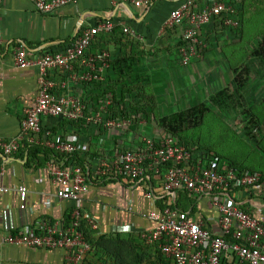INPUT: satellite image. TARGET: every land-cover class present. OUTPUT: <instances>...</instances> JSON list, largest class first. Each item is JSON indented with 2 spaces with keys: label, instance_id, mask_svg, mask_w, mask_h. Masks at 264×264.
Wrapping results in <instances>:
<instances>
[{
  "label": "built area",
  "instance_id": "1",
  "mask_svg": "<svg viewBox=\"0 0 264 264\" xmlns=\"http://www.w3.org/2000/svg\"><path fill=\"white\" fill-rule=\"evenodd\" d=\"M5 1L10 0H0V46L4 45L1 6ZM29 1L39 14L51 15L79 0ZM126 1L145 12L150 11L155 2ZM239 6L238 0H184L170 13L164 27H183L178 52L184 67L200 60L207 51L206 28L213 26L221 33L241 28ZM114 30L113 21L99 22L50 53L36 55L23 44L15 47V67L38 71V95L35 105L24 113L20 135L0 140V150L5 161L19 153L25 143L54 152L56 156L44 167V173L57 188L55 197L71 202L73 207L61 219L42 218L23 223L17 232L5 237L6 242L59 251L64 257L62 264H85L93 251L87 230L99 231L100 223L86 212L84 197L91 189L104 191L109 182L117 181L142 190L155 204L148 215L153 224L150 230L119 224L117 231L139 235L146 244L157 245L169 263L264 264V215L247 211L235 199L237 192L264 198L261 173L242 172L227 166L212 152L170 134L145 137L137 148L119 149L111 156L101 154L90 164L79 155L74 142L53 134L52 125L63 122L82 123L87 128L107 132L126 131L132 125L127 115H111L115 104L112 96L106 95L99 110L88 115L87 101L72 91L73 85L103 81L104 74L111 68L110 57L107 53L91 54L90 51L99 34H112ZM122 31L131 38H139L134 30L123 28ZM57 73L63 76L56 79ZM46 120L51 122L47 129L43 127ZM10 193L25 196L28 189L0 185V194ZM182 193L196 202L205 200L208 208L218 213L217 234L208 229L203 220H195L189 213L173 208Z\"/></svg>",
  "mask_w": 264,
  "mask_h": 264
},
{
  "label": "crops",
  "instance_id": "2",
  "mask_svg": "<svg viewBox=\"0 0 264 264\" xmlns=\"http://www.w3.org/2000/svg\"><path fill=\"white\" fill-rule=\"evenodd\" d=\"M183 1L155 0L151 10L145 12L128 4L126 0H79L77 4L60 8L51 15L39 14L29 0L5 1L1 6L4 45L0 46V140H9L20 135V123L24 113L35 105L38 95V71L36 68L21 70L15 67V47L23 44L29 52L32 51L36 55L50 53L58 45L76 39L84 30L106 20L114 22L115 30L112 34H99L90 52L107 53L111 68L104 74L100 83L72 86L73 93L87 101L88 115L98 111L104 97L109 95L115 102L111 115L124 116L119 110V104L126 101L123 92L126 85H150L158 97L163 95L167 102V98L176 100L189 97L187 102H190L193 97H197L204 86L198 87L203 78L196 79V76L199 75L198 72L203 75L207 65H195L198 63L195 62L184 67L178 52L183 27H164L170 13ZM238 1L242 24L243 10L249 12L255 0ZM123 28L136 31L139 38L124 34ZM222 35L223 33L213 26L204 30V36L214 41L221 39ZM248 68L249 71L253 69ZM60 75L57 73L56 79H59ZM248 80L249 78L247 84ZM133 119L135 122V117ZM49 125L50 121L43 122L45 129ZM52 126L53 134L74 142L79 148V155L90 164L101 154H114H105L111 148L116 151L134 149L142 142L136 134L129 138L119 137V134L126 131L107 132L87 128L82 123L63 122ZM136 132L138 131L134 133ZM187 144L210 151L199 144L189 141ZM24 147L23 145L21 151L8 161H5L0 150V185L16 189L24 186L28 189L25 196L14 193L0 194V264H62L64 257L59 251L12 245L5 240L6 236L17 232L25 222L42 218L61 219L73 207L71 202L55 197L57 188L44 173V167L50 158L45 163L46 155L40 151L37 156L41 159L39 163L42 168L37 167L36 159L33 158L32 164L27 166L29 157L27 152H22ZM221 159L223 163L231 164L228 159ZM241 167L244 168L243 165ZM180 197L181 195L178 196ZM235 199L247 211L257 216L264 215L263 197L237 192ZM84 207L86 212L100 223L99 231L94 233L89 230L94 242L101 236L124 234L117 231L119 224H131L141 231L150 230L153 225L148 215L155 209L154 202L147 199L142 190L130 185H121L117 181L109 182L104 191L91 189L84 197ZM158 207L156 205V208ZM180 210L189 213L195 220H203L213 233L219 232V215L208 208L205 200L191 203L183 197ZM90 257L89 255L87 259L90 260Z\"/></svg>",
  "mask_w": 264,
  "mask_h": 264
},
{
  "label": "rangeland",
  "instance_id": "3",
  "mask_svg": "<svg viewBox=\"0 0 264 264\" xmlns=\"http://www.w3.org/2000/svg\"><path fill=\"white\" fill-rule=\"evenodd\" d=\"M241 25L237 31L224 30L218 41L208 38L209 47L195 64L207 65L203 75L198 72L196 76V79L203 78L198 87L204 86V89L190 102H187L189 97L167 98V102L163 95L158 97L150 85H126L123 89L126 101L119 104V110L131 119L132 125L119 137L129 138L136 134L143 141L145 137L165 136L167 133L161 124L164 118L185 114L195 106L205 104L209 111L204 115L175 125V137L206 147L220 159H228L231 164L227 166L236 163L251 172L264 174V57L254 56L264 41V0H255L247 13L243 10ZM246 67L253 69L244 74L246 84L240 88L235 83L233 70L243 73ZM136 130L143 134L134 133ZM114 151L116 149L111 148L105 154ZM121 235L129 239L127 234ZM140 245V254L150 256L149 264H171L164 260L158 249ZM90 256L85 264H106L107 257L99 254L96 248Z\"/></svg>",
  "mask_w": 264,
  "mask_h": 264
},
{
  "label": "trees",
  "instance_id": "4",
  "mask_svg": "<svg viewBox=\"0 0 264 264\" xmlns=\"http://www.w3.org/2000/svg\"><path fill=\"white\" fill-rule=\"evenodd\" d=\"M254 56L264 57V41H263L262 45L259 47V49L254 52ZM233 72L235 74L236 85L240 88H243V86L246 83V79L244 78V74L249 73V68L246 67L243 70V73H239L238 69H234ZM224 92L221 93L220 96H223ZM208 111H209V108L205 104L195 106L192 110H190L189 112H186L185 114H175V115H172L170 117L164 118L161 121L162 128L164 129V131L167 134L176 136V134L174 133L176 131L175 125H178L180 123V121L181 122L188 121L193 116H199L200 117ZM185 117L187 118V120L185 119ZM180 124H182V123H180ZM180 127L182 128L183 125H180ZM185 143H188V141H185ZM40 151L45 153V155H46V159L44 160L45 163H47L49 161V158L51 159L54 156H56L54 152L47 150L43 147H40L38 145L25 144V147L22 150V152L28 153L29 159H28V161H26L27 166L32 164V158H33V159H36L35 162H36L37 167L39 168V166H40L39 161L41 159L37 155H38V153H40ZM226 164H228V163H226ZM232 164H233V166L232 165H230V166H232L236 169H239L242 172L246 171L248 173H255V172H251L249 170H246L245 168H242L240 165H238L236 163H232ZM262 175L264 176V174H262ZM180 195H181V197L179 199H177V204L175 203L173 208H177L180 210L181 200L183 197L188 201L190 200L191 203L195 202L192 198H190L187 195V193H182ZM87 233H88V238L90 240V243L92 244L93 251L96 248L97 251L99 252V254H103L107 257V259L105 260L106 264H149L150 263V256H145L143 253L140 254V252H141L139 250V248L141 246L140 243H142L147 248H153V249L159 250L157 245H148L140 236H136L135 234H130L129 236L127 235V237H129V239H127V238L121 237L122 236L121 234L113 233V234H109L108 236H101L98 239V241L94 242L91 232L87 230ZM136 239L140 243H137ZM138 245H140V246H138ZM160 254H161V252H160ZM162 257H163V255H162ZM164 260L166 261L165 258H164Z\"/></svg>",
  "mask_w": 264,
  "mask_h": 264
}]
</instances>
